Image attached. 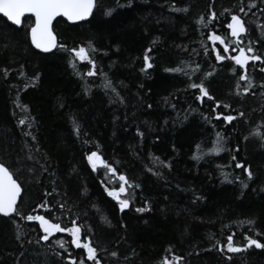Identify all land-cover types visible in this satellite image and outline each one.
Instances as JSON below:
<instances>
[{"label": "trees", "instance_id": "1", "mask_svg": "<svg viewBox=\"0 0 264 264\" xmlns=\"http://www.w3.org/2000/svg\"><path fill=\"white\" fill-rule=\"evenodd\" d=\"M234 14L246 28L240 44L227 28ZM24 20L17 28L0 16V161L22 189L19 214L0 216V264H94L66 232L45 242L39 222L21 218L28 215L65 228L75 219L101 264H264V249H226L230 235L236 247H247L246 236L264 242L256 236L264 233V64L250 60L245 70L216 60L217 51L237 56L249 46L254 53L247 55L264 58V0H98L88 21L54 23L58 47L45 55L30 43L33 20ZM213 32L227 53L209 39ZM89 44L96 49L92 77L87 62L73 68L71 52L59 47ZM146 55L152 67L145 71ZM174 68L184 71H166ZM201 80L213 100L202 103L189 87ZM223 115L237 119L228 124ZM218 132L225 150L216 155ZM92 151L139 185L128 189L131 205L123 213L101 182L119 183L106 180L102 167L92 171ZM237 162L252 171L251 180ZM145 206L150 210L135 211Z\"/></svg>", "mask_w": 264, "mask_h": 264}, {"label": "snow or ice", "instance_id": "2", "mask_svg": "<svg viewBox=\"0 0 264 264\" xmlns=\"http://www.w3.org/2000/svg\"><path fill=\"white\" fill-rule=\"evenodd\" d=\"M98 0H0V15L6 18L7 22H10L11 25L21 26L26 21L24 20L25 16L34 17V26L30 29L31 34V42L35 46V48L39 49L42 52L48 53L51 52L53 49L57 48V40L56 36L52 31L53 22L57 21V18H65L69 22H77V21H84L87 20L89 17L93 15V10L97 7ZM253 7L255 5H252ZM177 11H185L187 12L188 9H177ZM243 11V9H241ZM106 15H111V10L105 13ZM216 19V13L213 12L211 14V18L208 20V23H211L212 20ZM58 22V21H57ZM200 24H205V18L200 17L199 21ZM227 28L231 30V36L236 38L235 43L240 44L243 43V40L240 39L241 34L246 33V28L244 25L243 20L238 15L231 16V23L227 24ZM209 39L213 42V44L219 42L220 45H224L223 52L227 53L229 51V45L226 44V41L223 37L217 35L216 33H211L209 35ZM155 43V41L153 42ZM59 47L63 50L70 51L73 60L70 61L73 68H76L75 61H80L81 63L87 62L88 65L91 66L90 70L86 73L87 76L92 77L97 75V66L95 60L90 55L91 52H95L96 49L89 44L88 47L81 46L79 48H72L67 49L64 45H59ZM151 51V49H148ZM247 53H254V49L249 46L247 48ZM244 48H239V55L237 56H224L220 53V51L216 52V60L223 61L225 59L234 60L235 64L238 65L241 69L247 68V64L250 60L259 61L264 64V58L260 55L253 54L252 56L247 55ZM148 56H145L146 61V68H151L152 64L147 63ZM199 70V65L196 68L192 69V72L195 73ZM166 71L171 72H182L184 71L181 68H174V69H166ZM261 71H264V68H261ZM233 73L235 74V69H233ZM5 75H7V70H5ZM185 75H189L185 73ZM212 73H207V76H211ZM38 80L39 77H36ZM240 80H248L246 74H242L239 77ZM189 80H191V75H189ZM108 87H111V83L109 82ZM189 87L193 90H199V95L197 99L200 100L202 103L204 98L206 97L208 100H213L214 97L209 93L208 88L205 86L204 82L201 80L199 82H191ZM264 87V85H262ZM115 92V88L112 89ZM239 94V93H237ZM248 92L245 90V95ZM119 94L117 93V96ZM221 105L220 103L216 104V107L219 108ZM225 108H230V105L225 104ZM215 110V109H213ZM240 116H244V113L241 112ZM223 120H225L228 124H231L235 119H237L234 115H223ZM207 119V117H205ZM215 119H221V115L217 114ZM25 121L22 119L20 120V124L24 125ZM75 124V121H73ZM75 131L79 133V127L76 126ZM26 135H30V133H25ZM138 135L143 136V133H139ZM35 140V137H32ZM223 140V136L221 133H217L216 141L217 147L213 149L216 155H219L220 152L224 151L225 149L221 146V141ZM199 147V146H198ZM239 151V149H237ZM199 156H194L193 159H200ZM28 159H32V156H29ZM235 156H232V160H236ZM88 163L91 165L92 171L96 172L98 167H102L105 169L107 176L106 180L110 183H119L118 187H109L108 184L102 181L101 183L104 184V190L109 197H111L119 206V210L123 213L126 209H128L131 205L130 194L128 189L130 188H138V184H133L129 177L124 174H120L115 167L111 164L106 162L102 155L99 154L97 151H92L87 156ZM159 162V164L163 165L164 167H170L169 164H165L163 161L160 160L159 157L154 158V163ZM236 168H242L247 173V177L249 180L253 178L252 171L246 167L244 164L237 162L235 164ZM44 171H47L45 168ZM147 171L151 172L153 175L160 176L161 173L157 170H154L153 167H148ZM14 173L10 171L9 167L3 162L0 161V215L5 217L12 216L13 213L19 214V210L17 208V201L21 195V185L14 179ZM115 177V181L112 178ZM236 179H239L237 177ZM225 180L228 183H232V180H228L227 176H225ZM244 188L248 187L247 183H242ZM86 191V190H85ZM49 193H46L48 195ZM196 199H200L199 196ZM41 207H44L42 204ZM60 208L63 209L64 205L61 204ZM150 209L145 207H138L135 209L138 213H144L149 211ZM69 211H71L69 209ZM29 222L31 221H38L41 229L43 230L44 235L41 237L45 242L49 241L51 237H53L56 233H63L66 232L69 236H71V244L75 246L76 249H84L87 253V261H93L94 264H101V261L97 258V248L92 245V241L90 238L86 240V242H82L81 240V227L77 226V221L74 219L71 221V227H62L60 223H53L50 222L49 219L45 218L43 215H28L26 217H21ZM105 223L109 226L111 225V221L108 220L107 217L102 218ZM251 223V222H250ZM91 229H89L90 231ZM234 235V234H233ZM264 233H256V236H262ZM245 239L247 240V247H236L233 244V236L230 235L227 238V245L226 249L227 252L230 253H239L241 251H247L248 248H252L253 246L256 249H264V242L261 240L248 237L246 236ZM60 248H65V243L61 240L56 241ZM224 251L223 248L220 249ZM113 256H116V253H112ZM231 259V257H228ZM173 259L179 262L182 258L181 257H173ZM71 264H77L75 259L71 260ZM79 264H86V261L81 259ZM164 264H170L169 261L165 260Z\"/></svg>", "mask_w": 264, "mask_h": 264}, {"label": "water", "instance_id": "3", "mask_svg": "<svg viewBox=\"0 0 264 264\" xmlns=\"http://www.w3.org/2000/svg\"><path fill=\"white\" fill-rule=\"evenodd\" d=\"M93 12H94V10H93ZM1 17H3L2 15H0ZM4 18V17H3ZM25 18H30L29 16H25ZM24 18V19H25ZM91 17H89L87 20H84V21H77V22H69V21H67L65 18H57V20L58 19H62V20H64V21H66L68 24H70V25H73V24H77V23H83V22H86V21H88L89 19H90ZM5 20H6V18H4ZM31 19H33V25L32 26H34V17H31ZM56 21H54L53 22V25H54V23H55ZM10 25H11V23L10 22H8ZM13 26H15V25H13ZM15 27H17V28H20L21 26H15ZM31 29V28H30ZM30 29H29V39H30V43H31V45H32V47H33V49L34 50H36L37 52H39V53H41V54H50L51 52H48V53H45V52H42V51H40L39 49H37V48H35V46L32 44V42H31V34H30ZM228 30H229V32L231 33V30L228 28ZM52 31H53V26H52ZM54 33V32H53ZM55 35V34H54ZM234 38V37H233ZM236 38H234V40H235ZM56 40H57V38H56ZM58 43V42H57ZM98 168H100V167H98ZM21 193H22V189H21ZM21 196V195H20ZM19 199H20V197L18 198V201H17V204H18V202H19ZM14 214V213H13ZM12 214V215H13ZM1 217H5V216H3V215H0ZM8 217H11V216H8ZM8 217H5V218H8Z\"/></svg>", "mask_w": 264, "mask_h": 264}]
</instances>
